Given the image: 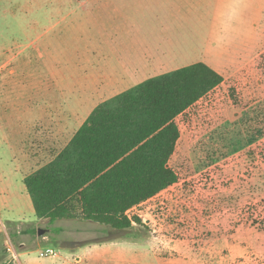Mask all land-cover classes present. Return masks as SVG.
Here are the masks:
<instances>
[{
  "label": "rangeland",
  "instance_id": "rangeland-1",
  "mask_svg": "<svg viewBox=\"0 0 264 264\" xmlns=\"http://www.w3.org/2000/svg\"><path fill=\"white\" fill-rule=\"evenodd\" d=\"M199 62L225 81L176 120L179 181L134 208L140 225L36 216L27 173L97 105ZM131 64L134 78L105 89ZM0 111V264H63L73 243L105 239L109 264H264V0H0ZM88 244L65 263L99 264Z\"/></svg>",
  "mask_w": 264,
  "mask_h": 264
},
{
  "label": "trees",
  "instance_id": "trees-1",
  "mask_svg": "<svg viewBox=\"0 0 264 264\" xmlns=\"http://www.w3.org/2000/svg\"><path fill=\"white\" fill-rule=\"evenodd\" d=\"M224 81L199 62L98 105L54 160L25 177L36 216L131 229L126 213L179 181L169 165L181 139L176 120Z\"/></svg>",
  "mask_w": 264,
  "mask_h": 264
},
{
  "label": "crops",
  "instance_id": "crops-1",
  "mask_svg": "<svg viewBox=\"0 0 264 264\" xmlns=\"http://www.w3.org/2000/svg\"><path fill=\"white\" fill-rule=\"evenodd\" d=\"M132 65V68H128L129 70L128 71H126V73H125V75H128L129 77L128 78H126V79H123V76L122 75H117V77H115V78H113V79H111L109 82H108V84H107V86L105 87V89H109V90H112V88H114L115 90H117V89H119L120 88V86L122 85V84H124L126 81H128V80H131V78H134V76H135V73H137L138 72V70H137V68L135 67V65H133V64H131ZM181 69V68H180ZM178 70V69H177ZM175 71V70H174ZM131 76H133V77H131ZM150 79V78H149ZM148 80V79H147ZM104 89V90H105ZM124 92H126V91H123V92H120V93H118L117 95H120L121 93H124ZM116 95V96H117ZM115 96V97H116ZM103 102H105V101H103ZM102 102V103H103ZM101 104V103H100ZM99 104V105H100ZM98 106V105H97ZM96 106V107H97ZM95 107V108H96ZM94 108V109H95ZM93 109V110H94ZM93 112V111H92ZM91 112V113H92ZM90 116V115H89ZM41 120L43 119V116L40 118ZM0 120H1V111H0ZM87 121V120H86ZM85 121V122H86ZM37 122V121H36ZM84 122V123H85ZM83 123V124H84ZM82 124V125H83ZM82 125H81V127H82ZM33 127V126H32ZM80 127V128H81ZM0 130H2V128H0ZM31 130V129H30ZM30 130H29V132H30ZM78 132V131H77ZM76 132V133H77ZM26 137H27V135H26ZM25 137V138H26ZM43 137V136H42ZM25 140V139H24ZM21 143H22V141H21ZM70 143V142H69ZM25 160H26V164H27V168H28V165L31 163L29 160H27L26 159V157H25ZM51 162V161H50ZM47 165V164H46ZM45 165V166H46ZM170 165V164H169ZM171 167V166H170ZM27 174H30V173H27ZM72 220H75V221H81V220H78V219H71V220H67V221H72ZM43 221H49L50 222V220H48V219H43ZM81 222H90V221H81ZM90 223H94V222H90ZM97 224V223H96ZM104 226V225H103ZM17 230H18V234H21L22 235V237H27L28 235H27V233L24 231V230H21V229H19V228H17ZM44 239H45V237H44ZM88 240H90V238H89V236H88ZM87 240V241H88ZM24 242L25 243H23V244H21V247H26L27 248V242H26V240H24ZM115 242H113V241H111V240H108V239H105L104 241H100V242H98V243H92V244H88V243H85V244H88V247L87 248H92V247H99V251H98V253H99V255L101 256V258H100V260H99V264H109V259H108V256H109V253L111 252V251H109V249H107L108 248V245H110V244H114ZM117 243V242H116ZM85 244H81L80 243V245H77V243L75 242V243H73V248H71L70 249V254L68 255L67 254V256L65 257V262L68 260V257L70 258L71 256H74L75 254H78V249L80 248V246H82V245H85ZM81 250H84V249H81ZM57 255V254H56ZM42 257V256H41ZM121 259H122V261L124 260V257H123V253L121 254ZM20 260V259H19ZM92 260H94V258H93V256H91L90 255V253H88L87 255L85 254H83V255H81V256H78V257H76L75 258V261H76V264H82V263H84L85 262V264H92L93 263V261ZM128 263H129V261L128 260H126ZM63 263V264H66V263ZM127 263V264H128Z\"/></svg>",
  "mask_w": 264,
  "mask_h": 264
},
{
  "label": "built area",
  "instance_id": "built-area-1",
  "mask_svg": "<svg viewBox=\"0 0 264 264\" xmlns=\"http://www.w3.org/2000/svg\"><path fill=\"white\" fill-rule=\"evenodd\" d=\"M135 208H136V207H135ZM133 210H134V208L131 209V210H129V211L126 213V215H127V217L132 221L133 225H136V223H135V217H136V216L131 215V212H132ZM0 231H1L2 233H4L5 236L9 237L8 229H7L6 225H5V223L2 221L1 217H0ZM8 250H9V252L12 254L13 258L15 259V261H17V260H18V257H17V254H16L15 250H14V247H13L12 245L9 244V248H8ZM51 255H52V251H51V250H47L45 253H42V254H41L42 257H49V256H51ZM54 255L56 256V253H55Z\"/></svg>",
  "mask_w": 264,
  "mask_h": 264
},
{
  "label": "water",
  "instance_id": "water-1",
  "mask_svg": "<svg viewBox=\"0 0 264 264\" xmlns=\"http://www.w3.org/2000/svg\"><path fill=\"white\" fill-rule=\"evenodd\" d=\"M44 233H45V232H44L43 230H40V231H39V236H43Z\"/></svg>",
  "mask_w": 264,
  "mask_h": 264
}]
</instances>
